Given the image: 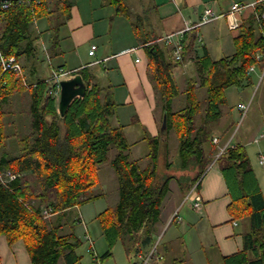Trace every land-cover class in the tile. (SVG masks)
I'll list each match as a JSON object with an SVG mask.
<instances>
[{"label": "trees", "instance_id": "16d2710c", "mask_svg": "<svg viewBox=\"0 0 264 264\" xmlns=\"http://www.w3.org/2000/svg\"><path fill=\"white\" fill-rule=\"evenodd\" d=\"M105 1L117 15L131 17L128 0ZM73 6V0H20L2 12L0 51L17 58L22 72L0 68V236H5L10 246L23 241L32 264H78L83 259L79 253L83 242L76 233L61 234L62 225L47 222L42 211L51 207L62 221L68 210L104 197L94 189L100 184L98 174L105 163L117 176L120 199L96 218L107 245L96 262L113 258L119 242L129 259L140 253L145 256L156 241V227L174 179L161 175L160 139H149L145 168L140 160L132 159L124 129L115 123L117 105L89 68L72 73L71 77H82L86 93L73 100L64 117L58 112L57 98L50 94V81L39 78L33 83L24 74L26 69L33 71L35 66L29 61L41 46L35 22L47 19L51 23L50 52L55 55L60 28L71 18ZM263 11L264 4L257 8V12ZM250 21L235 38L232 56L215 61L204 52L196 61L199 80H188L184 92L179 91L174 78L178 64L167 59L155 42L148 48L151 76L167 117V133L174 132L179 142L177 156L166 168L197 172L185 192L199 189L211 163L204 147L213 142L214 126L222 120L228 103L226 91L253 85L250 68H264V33L259 31L255 16ZM194 41L193 35L190 46L185 44L187 51ZM197 85L206 89L203 100L197 96ZM16 95L27 99L28 110L21 113L29 123L16 136L17 151L11 154L6 147L10 124L6 119L12 112L7 106ZM180 95L186 96L187 105L173 112L172 103ZM217 162L232 199L229 213L246 226L243 249L224 257L221 264H264V196L246 149L229 146ZM7 173L16 177L4 183L2 174ZM171 264L185 262L175 259Z\"/></svg>", "mask_w": 264, "mask_h": 264}, {"label": "crops", "instance_id": "0c3cea01", "mask_svg": "<svg viewBox=\"0 0 264 264\" xmlns=\"http://www.w3.org/2000/svg\"><path fill=\"white\" fill-rule=\"evenodd\" d=\"M255 1L128 0L132 14L130 18H127L117 15L115 9L105 0H73L74 6L71 11V18L60 28L59 48L55 55H51L50 52L52 29L49 21L42 19L33 25L37 33L40 34L41 46L37 55L29 61L30 65L35 66L30 73V76L33 77L31 82L34 83L39 78L50 81L54 73L63 68L71 73L89 68L95 75L96 82L108 88L109 93L112 95L117 105L115 123L123 127L125 137L131 145V151H138L139 147L143 145L149 147V139H160L162 143L160 163L162 161L167 166L176 158L178 149L174 159L170 160V144L167 148L166 143H169L172 132L168 136L167 117L160 97L161 94L158 92L150 72L148 48L155 42L163 50L167 59L173 60V45H167L164 39L168 36H174L175 42L181 40L184 46L185 44L190 46L189 43L194 35L195 41L190 50L185 49L184 62L177 66H183V76L187 74L191 66H194L195 72L191 77L187 76L186 79L183 77L182 80L185 83L180 86L177 82L178 75L175 74L178 67L174 71V78L177 80L179 91L184 92L187 81L197 79L196 61L203 57L204 52H208L215 61H220V59L232 56L235 53L234 40L239 35L242 26L251 23L250 20L255 16V11L248 8L234 17L229 16L228 13L234 4H251ZM207 8L214 10L219 18L203 24L202 20ZM235 24L239 25L238 29L233 28ZM45 36L48 37L47 44L44 42ZM225 42L228 43V46L225 45ZM92 45L97 46L95 56L89 55ZM232 45L234 47L233 51L231 49ZM225 49L229 52L226 56L220 59L215 57L216 53ZM49 52V57H46L47 59L43 58ZM57 59H61V62L54 65ZM40 65L48 70L47 77L40 75L43 71L39 70L38 66ZM254 78L260 81L261 77L258 73H254L252 74V82ZM202 89H199V85H197V96L200 91H203ZM180 97L186 98L185 95H180L178 98ZM254 100L248 114L252 109ZM242 104L243 102L237 105L238 114L240 115L241 110L239 107ZM256 107L253 117H250L253 124H250L245 131L237 132L234 139L229 135L225 144H228V146H244L264 196V162L261 163L264 158V93L258 99ZM232 108L229 107L223 110L224 114L221 120V123L227 124L229 129L235 120ZM212 134L214 138H218L222 143L225 140L222 133L214 132ZM204 148L206 156L209 160L211 159V163L202 176V181L200 180L199 189L193 191V195L198 194L201 196L202 206L199 210H194L195 213H189L186 216L187 221L180 216V210L178 216L172 219L173 214L171 212L165 213L162 209L161 220L168 227L176 224L183 231H179L180 234L177 233L176 235L177 239L171 242L174 248L173 246L169 247L167 243L163 244L164 246L161 247L163 250L160 249V252L164 256V261L161 264L168 259L169 250L175 253L178 245L181 251L174 254L172 259H181L185 264H195L194 260L197 258L200 259L198 264H221L224 257L236 254L243 249V233L246 231V226L234 220L229 213L232 199L223 177L224 174H222L216 161L218 154L216 150L221 148L214 143L207 144ZM149 152L150 147L148 154ZM148 154L145 157L146 159H148ZM135 160L143 161L138 157ZM177 171L182 174L172 175L174 179L169 184V194L173 192L172 185L174 182L178 183L181 190H184L183 182H185V186H188L190 180L194 178L187 179L185 176L187 174H183L185 172L189 173V171ZM191 172L194 176L197 173L196 171ZM181 176H184L183 181L181 180L183 177L180 178ZM175 207L173 212L177 209ZM81 215L83 217L82 213ZM82 217L80 216L78 221L84 225L85 220L84 218L82 220ZM161 220L159 223H161ZM85 234L89 235L88 231ZM78 238L80 237L78 236ZM96 248L95 245V251H92L89 260L85 255L80 254L83 259L78 264L99 263L96 261L102 254ZM141 254L143 253L138 254L133 260L139 262ZM0 264H32L24 242L20 241L10 246L7 238L0 236Z\"/></svg>", "mask_w": 264, "mask_h": 264}, {"label": "rangeland", "instance_id": "374dc122", "mask_svg": "<svg viewBox=\"0 0 264 264\" xmlns=\"http://www.w3.org/2000/svg\"><path fill=\"white\" fill-rule=\"evenodd\" d=\"M38 21L39 20H37L36 22H38ZM49 24H50V26H52L51 23H49ZM49 24H48V26H49ZM47 40H48V37L45 36L44 42H46V44H47ZM225 45L228 46V43L225 42ZM231 49H232V51L234 50L233 45L231 46ZM184 52H185V46H184ZM228 53L229 52H227V49H225L224 51H219L218 53H216L215 57L220 59L221 57L226 56ZM49 54H50V52L46 53V55L43 58L47 59L49 57L48 56ZM60 62H61V59H57V60H55L54 65H58ZM38 67H39L40 71L43 70V71H41L40 75L47 77L49 74V72H47L48 70H45L44 66L41 67V65ZM177 69H178V71H176L175 74L178 75L177 76V80H178L177 82L180 86H182V84L185 83L184 80H182L183 77L185 79L187 76L191 77V75L195 72L194 66H191L190 70L187 72V74L185 76H183V71H184L183 66H179ZM30 73H31L30 68L26 69L24 71V74L25 75L27 74L29 80L33 79L32 75L30 76ZM71 75L69 77H71ZM69 77H67V78H69ZM197 79L199 80V77H197ZM184 87H182V88L184 89ZM202 90L203 91L202 92L200 91L198 94L200 100H203L206 96V89H202ZM263 93H264V80L260 82L257 78H254L253 85H251V86L233 87L229 91L228 90L226 91L228 103L224 107V109H227L229 107H233L232 109H233V115L235 117V120L233 121L232 127L230 129L228 128L229 126L227 124L225 125V124H223V122L221 123V121L219 123L215 124V126H214V132L219 133V134L222 133L225 137V140L223 141V143L218 138H214V140L218 139L217 142H215L213 140V142L207 143V144H211V143L217 144L221 148V149L216 150L218 152L217 159L229 147L228 144H225V141L228 139L229 135H230V137L232 136L234 139V136L237 135V132L245 131L246 128L250 124H253L251 121L252 119L250 117H253L254 111L257 108L256 104L258 103V99L260 97H262ZM57 100H58V98H57ZM253 100H254V104L252 106L250 113L248 114ZM58 102H59V100H58ZM242 102L244 105H246V110L244 112L240 111L241 112V115H240V114H238L237 105L239 103H242ZM27 103L28 102H27L26 98H22L21 95H16L13 98V100L11 101V105L7 106V110L9 112H12V115H10L11 117L10 118L8 117V119H6V122L10 123L7 126V135L9 136V138H7L8 140L6 142V147L11 154H14L15 151H17L16 150V148H17L16 136L22 131L21 128H23V126L24 127L26 126V128L28 127L29 122L27 120V117L26 118L23 117L24 110H28ZM186 105H187V99L185 97H180L178 99H175V101L173 103V109H174V111H178V110L182 109L183 107H185ZM21 112H23V113H21ZM169 144H170L169 152H170V157H171L170 160H173L174 156L177 152V149H179L178 148V145H179L178 138L174 132H172V134H171ZM148 151H149V147L147 145L146 146L143 145V146L139 147L138 151L137 150H134V151L130 150V155H131L132 159H134V160L137 157H138V159H142L143 161L141 162V160H140V164L142 165L143 168H145L147 166V163L149 162L148 159L145 158L146 155L148 154ZM112 156H113V154H111V157ZM163 156L165 157L164 154H163ZM217 159H216V161H217ZM160 170H161L160 171L161 175L164 174L165 176H167V175L168 176H172V175L176 176V175L182 174L180 171H177L176 169H173V170L169 169L168 170V168H166V164H164V162H162V161L160 163ZM192 173L193 172L189 171V173L185 172L183 174H187L185 176L187 179H189V178L196 176V175L194 176ZM10 175H11L10 173L2 174V178H1L2 181L4 183H6L9 180ZM98 177H99L100 184L98 187H96L94 189V192H95V194H100L102 192L103 194H105L104 197H101L100 199H98L92 203L86 204L82 207H74L73 209H71L65 213V218L62 221L59 219V216L57 214L53 213V210L51 207H43V211H42V217L45 220H47V222H52L55 225H62L61 234L65 235V234H69L71 231H75V233L81 238V241L83 242V246L80 248L79 253L85 255V257L88 260L90 259V256H92L91 255L92 251H95V245L97 247L96 248L97 251L100 254H103V252H105L106 248H107L105 239H104V237H102V234H103L102 227H101L100 223L97 220H95V217H97L98 215L103 213L105 210L112 208V207H115V205L118 203V201L120 199L118 179H117V176H116L113 168L111 167V165L109 163H105L103 166H100V171H99ZM182 177H183V179H181V180L183 181L184 176H181L180 178H182ZM184 186H185V182H183V189L184 190H181L178 186V183H176V182L173 183V185H172L173 192H171L167 196L166 203L164 204L163 209H164L165 213L171 212V214H173L172 219H175L178 216V211L180 210V212H179L180 216L187 221L188 218L186 216L189 213L190 214L195 213L194 210L197 211V209L194 207V202H195V198H196V196H198V194L193 195V192H190V191L185 192V191H187V186H185V187ZM34 204H35V202H32V205H34ZM174 204H176L175 206L177 207L175 212H173L174 207H175ZM81 213L83 214V217H82ZM80 216L82 217V220H83V218L85 220L84 225H83V223H79V221H78L80 219ZM81 222H83V221H81ZM156 228H157L156 241H158L159 249H162L161 247L164 246L163 244H165V243H167L169 247L173 246V248H174V245H171V242L173 240L177 239V236H176L177 233L179 235L180 232L183 231L181 228L177 227L176 224H173L172 227H168L164 223V221H162V220H161V223H159ZM87 231H88L89 235L85 234ZM181 237H183V236H181ZM156 241H155V243H156ZM174 242H173V244H174ZM189 243H190V241H189ZM177 244H179V243L177 242ZM180 251H181V249H179V245H178V248L175 251V253H173L172 251L169 250L168 257H167L168 259H166V261L163 264H171L174 254H177V252L179 253ZM93 257H95V256H93ZM133 259L134 258L129 259L127 257L122 243L119 242L117 244V247H115V249H114V257L111 259L105 260L102 264H131L134 261ZM163 261H164V259L159 264H161ZM194 261H195V264H198L200 262V259L197 258Z\"/></svg>", "mask_w": 264, "mask_h": 264}, {"label": "built area", "instance_id": "2783aa9c", "mask_svg": "<svg viewBox=\"0 0 264 264\" xmlns=\"http://www.w3.org/2000/svg\"><path fill=\"white\" fill-rule=\"evenodd\" d=\"M11 3L12 2L0 3V25L3 19L2 12L8 9ZM262 4H264V0H256V2L251 3V4L237 3L233 5L228 15L234 17L237 14L243 13L245 9L251 8L255 11L254 14H255L256 22H258L257 24H258L259 30L264 33V11L261 13L257 12V7H259ZM218 18L219 16L214 12V10H212L211 8H207L205 10V15L203 17L202 23L206 24ZM233 28L238 29L239 25L235 24L233 25ZM174 40H175L174 36H168L164 39V42L167 45H173V60L176 64L179 65V64H182L185 60L184 44L181 40H178L176 42ZM96 51H97V46L92 45L89 55L95 56ZM0 68L3 70V72L10 71V72H14L17 74L22 72V66L18 62L17 58H15L14 56H5L1 53V51H0ZM249 73L250 74L258 73L261 77L260 82L264 80V68L258 71L257 66H252L249 70ZM71 74L72 73L68 70L59 69L57 70V72H55L52 79L50 80V85L52 87V89L50 90V94L58 98V100L60 99V91H61L60 84L63 80H65ZM239 109L241 110V112H244L246 110V105L244 104L240 105ZM214 141L217 142L218 139H215ZM263 162H264V158L263 160H261V163ZM15 177L16 176L14 175L9 176L10 180L15 179ZM193 191H195V188L192 190V192ZM201 206H202V198L200 195H198L195 198L194 207L197 210H199ZM139 259L140 260L138 264H159L164 259V256L160 252L158 241H156V243H154V245L150 247L148 252L145 253V256L144 254H141L139 256Z\"/></svg>", "mask_w": 264, "mask_h": 264}, {"label": "water", "instance_id": "95a60500", "mask_svg": "<svg viewBox=\"0 0 264 264\" xmlns=\"http://www.w3.org/2000/svg\"><path fill=\"white\" fill-rule=\"evenodd\" d=\"M20 0H0V3L18 2ZM60 99H59V113L64 117L68 111L69 106L76 97H83L86 93V86L80 75L68 80H63L60 84ZM166 125V122H165ZM99 264V263H97Z\"/></svg>", "mask_w": 264, "mask_h": 264}, {"label": "bare ground", "instance_id": "6f19581e", "mask_svg": "<svg viewBox=\"0 0 264 264\" xmlns=\"http://www.w3.org/2000/svg\"><path fill=\"white\" fill-rule=\"evenodd\" d=\"M22 60V59H21ZM24 64V63H23ZM174 112V111H173ZM233 142V141H232ZM154 171V170H153ZM202 181V180H201ZM118 189V188H117ZM161 216V215H160ZM77 226V225H76ZM152 233V232H151ZM67 253V252H66ZM91 253V252H90ZM64 255V254H63ZM69 255V257H70V254H68ZM138 263V262H137Z\"/></svg>", "mask_w": 264, "mask_h": 264}]
</instances>
